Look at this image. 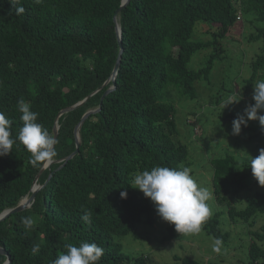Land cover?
<instances>
[{"label": "trees", "instance_id": "trees-1", "mask_svg": "<svg viewBox=\"0 0 264 264\" xmlns=\"http://www.w3.org/2000/svg\"><path fill=\"white\" fill-rule=\"evenodd\" d=\"M120 5L121 0H0V111L12 120L13 137L23 126L21 99L39 113L37 122L51 134L55 113L59 126L57 156L46 162L33 186L44 162L33 166L19 141L0 157V214L24 196L32 200L28 208L0 220V247L8 264H52L66 245L81 242L104 248L98 264H151L147 255H125L115 240L134 231L144 217L147 224L153 221L155 206L132 187L134 176L154 166L190 168L188 149L177 140L174 104L195 98L194 83L207 79L214 60L222 57L220 40L241 20V12L256 25L249 40L264 39V0H129L116 16ZM115 16L122 53L114 88L100 103L109 81L63 113V107L80 103L109 79L120 48ZM196 24L217 29L210 40L194 41ZM206 48L212 52L204 65L191 70L192 55ZM250 66L246 90L264 80V46ZM97 108L80 127L77 154L64 161L75 151L78 120ZM249 130L244 142L253 143L252 155L241 161L231 152L212 158L211 186L215 202L227 205L228 220L248 228L243 264H264V224L252 230L254 217H264V186L254 190L242 209L230 199L258 184L249 162L264 148V126ZM85 211L92 213L90 224L81 220ZM25 217L34 219L33 228L21 223ZM202 230L223 242L230 235L222 231L218 212ZM166 231L164 240L173 239L174 225L169 223ZM33 245H39L36 255L31 254ZM6 260L0 253V264ZM180 261L203 264L188 257Z\"/></svg>", "mask_w": 264, "mask_h": 264}, {"label": "rangeland", "instance_id": "rangeland-1", "mask_svg": "<svg viewBox=\"0 0 264 264\" xmlns=\"http://www.w3.org/2000/svg\"><path fill=\"white\" fill-rule=\"evenodd\" d=\"M241 16V20L234 23L226 36L220 40L224 50L223 55L220 59L214 60L208 78L194 83L195 98H183L175 101L174 104L177 140L188 149L186 161L190 162L191 175L211 192L210 160L222 157L226 152L234 154L238 161L251 156L253 143L244 141L249 129H257L261 126L258 120H251L248 121L245 129L242 126L239 135H233L232 122L224 119L227 115L237 116L238 113H243L248 104L254 103L252 100L254 86L246 90L244 84L251 74V59L264 46V39L249 40V36L255 34L256 25H250L248 15H243L241 12ZM216 29V25L209 27L196 24L191 39L206 42L211 39L210 33ZM211 52L212 48L195 52L188 67L193 71L199 70ZM236 93L243 97L240 102L228 105L222 110L224 100ZM250 187L230 197L232 206L237 209L244 208L247 198L253 194L254 190H261L256 183H252ZM136 191L143 199H148L138 189ZM208 203L213 214L219 213L222 231L230 234L229 238L223 242L220 253L213 252L214 238L203 230L194 235L176 232L173 239L164 240L169 223L161 220L156 211L152 216L151 224L145 223L144 217L141 222L136 223L134 231L116 237L115 240L120 244L125 255L132 258L147 255L151 259V264H182L180 259L185 257L198 260L203 264L247 262L248 228L243 222L228 220L227 205H218L214 195ZM261 218L263 221H259ZM254 219H256V225L252 230L259 229L264 224L262 215L257 214Z\"/></svg>", "mask_w": 264, "mask_h": 264}, {"label": "clouds", "instance_id": "clouds-1", "mask_svg": "<svg viewBox=\"0 0 264 264\" xmlns=\"http://www.w3.org/2000/svg\"><path fill=\"white\" fill-rule=\"evenodd\" d=\"M23 7L17 9L18 13ZM243 97L236 93L227 97L222 103V110L233 103H239ZM254 103L248 104L243 113H238L232 121V134L239 135L248 121L258 120L264 126V80L258 81L252 93ZM18 111L23 126L16 137L12 136V120L0 111V157L12 152L13 145L19 141L31 154L30 163L39 166L41 162H51L57 156L56 145L58 139L37 122L39 113L31 110V105L23 99L18 101ZM253 178L258 185L264 186V148L258 150V155L250 159ZM188 167L154 166L151 170H144L133 178V188L143 193L155 206L157 215L165 222L174 225L176 232L185 235L198 234L202 225L213 215L208 203L213 199V193L200 185L190 174ZM121 198L127 193L121 192ZM92 213L85 211L81 220L91 223ZM21 223L26 229L34 227L32 217H25ZM223 241L214 238L212 250L220 253ZM67 251L56 258L52 264H98L104 255V248L96 243L81 242L79 246L66 245ZM39 245H33L31 254L39 252Z\"/></svg>", "mask_w": 264, "mask_h": 264}, {"label": "water", "instance_id": "water-1", "mask_svg": "<svg viewBox=\"0 0 264 264\" xmlns=\"http://www.w3.org/2000/svg\"><path fill=\"white\" fill-rule=\"evenodd\" d=\"M129 0H121V5L119 6V8L116 10V16L117 14H119V12L121 11V9H123L126 4L128 3ZM116 16L114 18L115 20V23H116V34H117V38H118V43H119V52H118V56H117V59L115 61V64H114V67H113V70H112V73L109 77V79L104 82V84L102 86H100L99 88H97V90H95L94 92H92L88 97H86L83 101H81L80 103L78 104H75V105H68V106H65L63 107V113H66L67 111H70L72 109H74L75 107H78L80 105H82L90 96L94 95L96 93V91H98L99 89H101L103 86H105L109 81H112V84L110 85L109 88H107V90H105V92L103 93L101 99H100V103L102 102V99L103 97L110 91L114 88L115 86V77H116V73H117V70H118V67H119V63H120V58H121V53H122V49H121V46H120V25L116 19ZM99 108L97 109H94V110H89L87 112H85L81 117L80 119L78 120L75 128H74V138H75V151L70 154L69 156H67L64 161H67L68 159H70L71 157H73L74 155L77 154L78 152V148L80 146V135H79V130H80V127L82 125V123L84 122V120L92 113L96 112ZM56 121H57V115L56 113L54 114L53 116V128H52V134L57 138L58 136V133H59V126L56 125ZM47 163L44 162L43 165L39 168L33 182H32V186L33 184L35 183V181L39 178L41 172H42V169L45 167ZM46 183V182H45ZM31 186V188H32ZM31 188L29 190V193H31ZM32 203V200L31 198H28V196H24L20 201L19 203L14 207V208H11V209H7V210H4L1 214H0V220H2L3 218H5L6 216H8L9 214L11 213H14V212H17V211H21L25 208H28ZM0 253L4 254L7 256V260H6V263L5 264H8L9 263V257L7 255V253L4 251L3 248L0 247Z\"/></svg>", "mask_w": 264, "mask_h": 264}, {"label": "built area", "instance_id": "built-area-1", "mask_svg": "<svg viewBox=\"0 0 264 264\" xmlns=\"http://www.w3.org/2000/svg\"><path fill=\"white\" fill-rule=\"evenodd\" d=\"M241 16L240 13L237 14L236 20H240Z\"/></svg>", "mask_w": 264, "mask_h": 264}, {"label": "bare ground", "instance_id": "bare-ground-1", "mask_svg": "<svg viewBox=\"0 0 264 264\" xmlns=\"http://www.w3.org/2000/svg\"><path fill=\"white\" fill-rule=\"evenodd\" d=\"M48 163V162H47Z\"/></svg>", "mask_w": 264, "mask_h": 264}]
</instances>
